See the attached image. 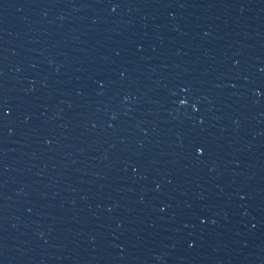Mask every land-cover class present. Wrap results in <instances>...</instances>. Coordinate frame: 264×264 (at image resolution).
I'll list each match as a JSON object with an SVG mask.
<instances>
[{
    "label": "water",
    "instance_id": "1",
    "mask_svg": "<svg viewBox=\"0 0 264 264\" xmlns=\"http://www.w3.org/2000/svg\"><path fill=\"white\" fill-rule=\"evenodd\" d=\"M263 239L264 0H0V264Z\"/></svg>",
    "mask_w": 264,
    "mask_h": 264
}]
</instances>
